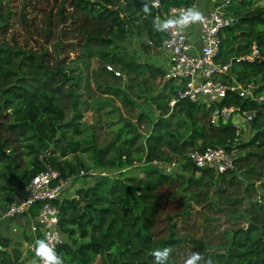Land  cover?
I'll use <instances>...</instances> for the list:
<instances>
[{
	"label": "trees",
	"instance_id": "1",
	"mask_svg": "<svg viewBox=\"0 0 264 264\" xmlns=\"http://www.w3.org/2000/svg\"><path fill=\"white\" fill-rule=\"evenodd\" d=\"M151 1L59 0V55L53 59L0 41V215L15 189L48 164L79 182L51 200L66 237L53 248L63 264H154L152 252L164 247L172 249L168 264H184L200 248L210 264H264V180L260 192L255 184L264 177V99L226 93L223 104L254 111L246 122L248 138L241 140L239 130L240 139L232 142L236 128L230 121L214 125L208 106L177 97L182 83L163 79L161 64L123 42L137 33L145 36L139 42L144 54L159 48L154 13L196 0H157L158 8ZM225 9L235 19L222 30L216 60L228 62L253 44L263 57L231 59L228 75L220 78L252 80L254 93L264 96V3L231 0ZM9 15L0 2V29ZM50 24L47 15L45 36ZM224 143L236 152L232 170L214 173L185 158L189 150ZM153 160L180 163L166 171ZM88 168L103 173L76 177ZM186 190L188 196L178 192ZM38 205L28 215L9 217L24 218L21 240L34 242L23 257L19 241L0 231V264L36 260L41 234L23 229ZM219 211L228 217L227 226L218 221ZM209 226L218 242L188 232Z\"/></svg>",
	"mask_w": 264,
	"mask_h": 264
},
{
	"label": "built area",
	"instance_id": "2",
	"mask_svg": "<svg viewBox=\"0 0 264 264\" xmlns=\"http://www.w3.org/2000/svg\"><path fill=\"white\" fill-rule=\"evenodd\" d=\"M230 1L216 0L210 8L199 6L197 0L188 6L169 5L161 14L154 13V21L162 34L159 47L166 56L163 79L173 78L182 83L181 88L176 91L177 97L208 106L209 121L214 125L230 121L236 128L235 137L232 140L236 142L240 139V128L236 120L247 122L254 115V111L243 109L239 105L223 104L222 100L226 93L234 92L238 96L256 101L263 100L264 96L254 93L256 84L252 80L241 83L233 76H229L231 77L229 81H223L220 75H228L231 59L250 62L262 59L263 55L253 44L247 52L231 58L228 62L222 63L216 60L222 30L225 26L231 25L235 19L225 9ZM151 5L155 8L159 6L157 0H152ZM190 10L199 12L202 19L186 22L185 17ZM106 68L111 69L109 66ZM114 74L118 72L114 71ZM173 101L171 99L169 104ZM227 145L231 144H215L189 150L185 158L196 167L209 168L214 173L232 170L233 156L227 151ZM180 160H153L151 164L170 171L178 167ZM84 172L90 175L103 173L102 170L88 168L86 171L79 170L76 177L79 178ZM78 183L72 179V175L63 178L56 169L45 164L40 172L34 174L23 186L15 189L7 209L0 216L28 215L30 207L39 201L34 215L29 217L28 230L31 234L40 232L42 241L53 249L56 245L64 243L66 237L58 229L57 207L51 200L60 199L63 188L73 187ZM33 242L34 238L29 242V248ZM44 255H46V249H41L40 256L36 255V260L31 261L34 264H42L41 258Z\"/></svg>",
	"mask_w": 264,
	"mask_h": 264
},
{
	"label": "rangeland",
	"instance_id": "3",
	"mask_svg": "<svg viewBox=\"0 0 264 264\" xmlns=\"http://www.w3.org/2000/svg\"><path fill=\"white\" fill-rule=\"evenodd\" d=\"M260 3H264V0H258ZM2 5V10L7 8L10 11V15L6 18L4 27L0 29V41L3 44H8L16 48H21L24 50H30L34 53L39 51L47 52V54L54 58V56L59 55V44L58 46H54L59 43V21L55 16L54 11L56 6L59 4V0H0ZM22 14V15H21ZM47 15L51 17V24L48 26L50 28V32L48 35H44L45 27L47 26ZM140 39H145V36H141L140 34H131L126 40L123 42L126 47H134L144 59L150 61H157L158 58H154L158 55L159 49L155 47H151L149 52L144 54L145 51L140 47L139 42ZM153 50V52H151ZM153 54H156L154 56ZM73 53H69V56H72ZM47 57V55L45 54ZM148 103V102H147ZM142 106H146V110L148 113H155L152 106L148 104H144ZM235 117V116H234ZM85 119H89V112L84 114ZM237 122V120H236ZM239 126H242L241 131V140L245 141L248 138V127L247 123L244 121H238ZM246 125V127H245ZM233 155L236 152H231ZM240 179L244 182V178L240 176ZM264 177L261 180L256 181V183L261 184ZM255 183V184H256ZM15 185V181L12 183ZM238 191L240 192V187H238ZM179 193L186 194L188 191H178ZM69 195V194H68ZM188 196V194H186ZM264 202V196L260 199ZM200 202L195 204L193 201H190L189 204L193 205L195 208L200 207ZM224 204V202H222ZM223 207L224 212L228 213L229 209H225ZM216 210V209H215ZM211 211L212 208H211ZM218 216V221L223 225L227 226L229 224L228 217L219 211L216 213ZM178 224H183L180 220L175 217ZM26 220L24 218H9L2 217L0 218V231L3 234L9 236L12 241L17 242V247L22 252V256L25 257L27 255V249L29 248V242H22V228ZM29 224V220L27 221ZM162 225L163 223L160 222ZM23 232H28V226L23 229ZM188 232L195 237H199L205 242L214 243L219 241V234L216 232V229L209 226L207 228H195L193 230H188ZM183 234V233H182ZM202 248L197 249L196 252H202ZM26 251V252H25ZM26 264H34V262L28 260Z\"/></svg>",
	"mask_w": 264,
	"mask_h": 264
},
{
	"label": "clouds",
	"instance_id": "4",
	"mask_svg": "<svg viewBox=\"0 0 264 264\" xmlns=\"http://www.w3.org/2000/svg\"><path fill=\"white\" fill-rule=\"evenodd\" d=\"M201 19V14L192 10H190L188 16L185 17L186 22L188 20L195 22L200 21ZM41 249H46V255L41 258L42 264H63L61 258L55 254L52 248L48 247L44 241H37L36 255L38 257L40 256ZM171 254L172 249L170 247L154 250L152 252L154 264H168ZM184 264H210V261H206L201 252L191 251L185 259Z\"/></svg>",
	"mask_w": 264,
	"mask_h": 264
},
{
	"label": "crops",
	"instance_id": "5",
	"mask_svg": "<svg viewBox=\"0 0 264 264\" xmlns=\"http://www.w3.org/2000/svg\"><path fill=\"white\" fill-rule=\"evenodd\" d=\"M198 1V5L199 6H201V7H203V8H210L211 7V5L216 1V0H197ZM157 49H159V51H158V55L156 56V54H153L154 56H156V57H154V58H158L157 59V61L155 60V61H153V63H155V64H161L162 66H164L165 65V63H166V56L163 54V52L161 51V49H160V47L159 48H157ZM151 52H153V50H151ZM240 119H237V123H238V121H239ZM240 121H242V120H240ZM239 126V125H238ZM245 127H246V125H245ZM248 127V126H247ZM239 128H240V132L242 131V126H239ZM249 134V133H248ZM27 233H30L29 232V230H28V232ZM30 242V241H29Z\"/></svg>",
	"mask_w": 264,
	"mask_h": 264
},
{
	"label": "water",
	"instance_id": "6",
	"mask_svg": "<svg viewBox=\"0 0 264 264\" xmlns=\"http://www.w3.org/2000/svg\"><path fill=\"white\" fill-rule=\"evenodd\" d=\"M256 187L258 188L259 192L262 191L263 189L260 188L259 184L256 183ZM264 191V190H263Z\"/></svg>",
	"mask_w": 264,
	"mask_h": 264
}]
</instances>
